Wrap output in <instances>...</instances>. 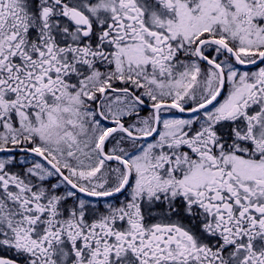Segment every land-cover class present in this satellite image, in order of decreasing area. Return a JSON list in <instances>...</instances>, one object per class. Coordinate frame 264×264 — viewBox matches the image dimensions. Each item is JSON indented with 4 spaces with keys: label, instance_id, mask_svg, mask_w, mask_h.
Instances as JSON below:
<instances>
[{
    "label": "snow or ice",
    "instance_id": "snow-or-ice-1",
    "mask_svg": "<svg viewBox=\"0 0 264 264\" xmlns=\"http://www.w3.org/2000/svg\"><path fill=\"white\" fill-rule=\"evenodd\" d=\"M0 264H264V0H0Z\"/></svg>",
    "mask_w": 264,
    "mask_h": 264
}]
</instances>
